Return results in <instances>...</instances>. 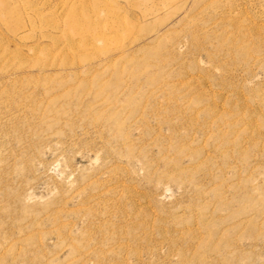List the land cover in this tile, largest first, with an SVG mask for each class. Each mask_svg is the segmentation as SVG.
<instances>
[{
    "label": "rangeland",
    "instance_id": "rangeland-1",
    "mask_svg": "<svg viewBox=\"0 0 264 264\" xmlns=\"http://www.w3.org/2000/svg\"><path fill=\"white\" fill-rule=\"evenodd\" d=\"M0 264H264V0H0Z\"/></svg>",
    "mask_w": 264,
    "mask_h": 264
},
{
    "label": "bare ground",
    "instance_id": "bare-ground-1",
    "mask_svg": "<svg viewBox=\"0 0 264 264\" xmlns=\"http://www.w3.org/2000/svg\"><path fill=\"white\" fill-rule=\"evenodd\" d=\"M67 24L69 26V29L76 27V30H77V26H78V28H83V22H81V20H78V17L76 18V17H73L72 15L67 17ZM79 34H81V33H79Z\"/></svg>",
    "mask_w": 264,
    "mask_h": 264
}]
</instances>
